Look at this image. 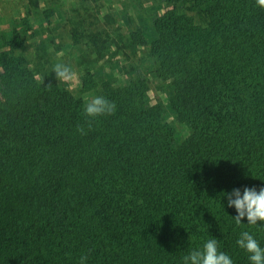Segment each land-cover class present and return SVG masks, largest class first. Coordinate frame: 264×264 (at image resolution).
I'll use <instances>...</instances> for the list:
<instances>
[{
    "label": "trees",
    "instance_id": "obj_1",
    "mask_svg": "<svg viewBox=\"0 0 264 264\" xmlns=\"http://www.w3.org/2000/svg\"><path fill=\"white\" fill-rule=\"evenodd\" d=\"M158 1L146 30L76 33L65 51L41 44L56 11L41 0L0 33V264H183L212 238L251 264L244 231L264 248V222L237 225L223 195L264 187V8ZM55 63L79 72L82 96ZM152 81L168 104H152ZM85 95L115 113L87 117Z\"/></svg>",
    "mask_w": 264,
    "mask_h": 264
},
{
    "label": "rangeland",
    "instance_id": "obj_2",
    "mask_svg": "<svg viewBox=\"0 0 264 264\" xmlns=\"http://www.w3.org/2000/svg\"><path fill=\"white\" fill-rule=\"evenodd\" d=\"M41 3L42 7L40 9H46L49 6L56 10L50 18L51 23H44L41 26L43 33L41 44L46 45L48 48H62L64 51L72 45L73 34L76 35V33L78 38H81L80 34L93 33L112 38L113 31L119 26L124 33L137 29L146 30L152 24L153 19L158 15L161 8L158 0H41ZM29 7L30 0H0V33L9 34L11 29L17 27L15 23L19 19L24 24ZM38 14L40 15L41 13L38 12ZM125 14L132 18L130 27L126 26L122 21V16ZM39 15V22H44V19L41 20ZM31 28L32 31H34V28H38L37 22ZM26 29L30 30V27ZM145 33L147 34V32ZM55 54L56 58H60L62 54L64 56L63 52L61 55L60 53ZM147 54L148 51L143 50L136 57V61L142 70L144 68V72L151 67ZM145 74L149 75L146 72ZM119 78V84L124 83L126 80L125 76H120ZM66 84L76 95L82 96V83L79 72H75L74 79ZM149 95L152 104L160 101L168 104L169 99L172 97L171 93L162 90L155 81L151 82ZM94 97L85 95L88 101ZM170 116L168 121L176 124L180 138L187 136L189 133L188 128L175 121L171 114Z\"/></svg>",
    "mask_w": 264,
    "mask_h": 264
},
{
    "label": "clouds",
    "instance_id": "obj_3",
    "mask_svg": "<svg viewBox=\"0 0 264 264\" xmlns=\"http://www.w3.org/2000/svg\"><path fill=\"white\" fill-rule=\"evenodd\" d=\"M256 4L264 8V0H256ZM52 72L55 73L58 84L69 83L75 77L72 68L64 63H55ZM115 111V102L103 96H95L84 106V114L92 119L112 115ZM78 130L82 134L84 133L82 128ZM223 195L227 196V206L234 207L236 210L237 215L233 218L237 225L241 224L245 217L249 225L264 222V187L260 188L259 191L255 187H245L243 193L239 189H234L232 192ZM236 243L249 254L251 264H264V248L260 247L253 235L244 231ZM87 258V255H82L79 264H86ZM183 264H233V261L229 255L218 250V241L212 238L203 245L202 249L193 250L185 255Z\"/></svg>",
    "mask_w": 264,
    "mask_h": 264
}]
</instances>
